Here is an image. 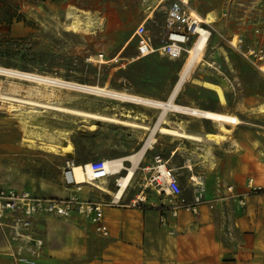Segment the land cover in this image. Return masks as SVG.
Listing matches in <instances>:
<instances>
[{"label":"rangeland","instance_id":"obj_1","mask_svg":"<svg viewBox=\"0 0 264 264\" xmlns=\"http://www.w3.org/2000/svg\"><path fill=\"white\" fill-rule=\"evenodd\" d=\"M190 2L201 15L209 11H214V16L218 15L213 23L217 31L207 49V59L212 60L216 68L199 66L183 86L176 101L179 105L198 108L228 104V111L246 117L248 104L264 102V73L240 52L232 49L225 37L240 33L246 44L259 40L264 45V0ZM72 6L91 11L103 19V24L98 25L96 32L69 31L66 16ZM7 7L18 8L26 20H14L10 26L7 25L3 15ZM224 12H228V15L220 18ZM146 18L153 41L159 45L164 19L160 0H0V65L166 100L179 79L185 60L171 61L158 53L137 57L134 34ZM91 58H103L105 62L91 61ZM37 86L43 90L42 93L33 91ZM47 89L44 85L0 76L1 187L27 188L44 198H64L69 192L63 181V170L66 161L74 160L70 155L75 148L81 154H91L108 140L109 149L115 155L121 152L117 145L130 140L136 142L132 154L145 144L146 141L141 138L147 140L151 135V132L146 134L121 124L55 114L7 97L41 99L40 103L55 99L59 106L108 114L111 112L104 111L108 106L132 109L140 116L136 121L146 123L152 129L157 126L161 113L157 107L110 101L67 89H57L56 94L50 97ZM245 100L248 104H244ZM168 119L175 124L187 121L189 132L204 133L206 129L213 131L217 126L212 120L173 112V109L168 111ZM27 120L39 123L40 132L44 128L69 130L72 151L64 152L62 146L61 152L54 153L46 149L41 141L32 145L25 139L24 122ZM92 124L96 125L95 130H91ZM232 132L230 127L225 131L207 132L212 135L210 139L194 143L157 131L155 136L158 143L155 147H149L144 161L136 169L134 180L146 183L142 168L155 165V156L161 155L169 159L188 197L192 193L191 181L194 182L196 176L203 180L206 195L213 202H240L243 197L233 196L228 190L231 184L226 174L207 173L219 166L214 144L227 142ZM179 148L183 150L182 154L174 155ZM90 160H74V163L85 164ZM185 164L195 165V174L191 178L189 169L182 168ZM125 166L131 167V163L128 161ZM207 181L211 184H207ZM153 207L158 210L156 203H153ZM80 217L76 214L70 217L42 215L35 221L34 232L44 242V250L37 264H108L111 259L106 257V253L110 239L96 234L92 225ZM14 243L10 229L0 228V264H23L9 254Z\"/></svg>","mask_w":264,"mask_h":264},{"label":"crops","instance_id":"obj_2","mask_svg":"<svg viewBox=\"0 0 264 264\" xmlns=\"http://www.w3.org/2000/svg\"><path fill=\"white\" fill-rule=\"evenodd\" d=\"M36 101L40 103L41 99ZM45 102L59 103L55 99ZM244 104H248L247 100ZM253 104H248L246 117L228 111V104L217 105V111L237 114L243 123L236 127L228 125L233 129L228 141L221 145L214 144L219 166L207 172L211 175L219 172L226 174L234 187L232 195L243 197L244 204L241 198L240 202H210L214 207L203 204L198 215L181 210L177 217H173L169 207L174 197L170 192L158 193L152 189L150 192V188H144V182L133 180L121 198L113 194L120 188L118 175H112L103 182L113 193L83 185L78 194L84 199L98 202L114 199L112 204L104 205V220L109 227L108 236H102L93 223L83 216L80 217L92 225L96 234L110 239L106 253V257L111 259L108 264H264V195H248L247 185L249 179L253 178L256 185L264 186V112L259 109L264 102ZM215 128L213 131L206 129L199 134L219 132L216 125ZM108 144L107 140L104 146L98 147L91 154H81L75 148L70 157L74 160L127 157L136 142H121L117 145L121 152L115 155ZM177 151L176 154L174 151L172 153L178 155L183 152L180 148ZM124 162L125 165L128 163L126 160ZM194 167L188 164L182 166L189 169V177L195 174ZM127 172L125 168L119 175ZM207 184L211 183L207 181ZM190 187L191 197L186 195L183 188V197L187 200L193 198L192 181ZM66 189L69 194L76 191L72 187ZM139 196L144 202L135 207L132 202ZM207 198L211 200L208 195ZM153 203L157 204L158 210L153 209ZM162 214L167 221L165 225L161 222ZM40 217L42 215L38 218Z\"/></svg>","mask_w":264,"mask_h":264},{"label":"built area","instance_id":"obj_3","mask_svg":"<svg viewBox=\"0 0 264 264\" xmlns=\"http://www.w3.org/2000/svg\"><path fill=\"white\" fill-rule=\"evenodd\" d=\"M164 11L163 36L161 43L155 45L153 36L147 28V18L135 30L137 57H143L158 53L169 60L177 61L184 59L185 62L191 55L201 37H206V50L209 47L213 34L217 31L213 23L218 15L215 14V22L207 24L202 22L194 14L190 0H160ZM228 12L222 13L220 18H224ZM229 46L240 52L261 72L264 66V45L257 40L253 44H246L245 38L240 33L225 37ZM184 62V63H185ZM183 63V65H184ZM183 68V66H182ZM155 165L144 166L143 180L146 181L144 188H150L158 193L166 192L169 189L174 197L169 210L173 217H177L181 210H185L194 215L200 213V206L214 205L212 200L207 198L206 185H195L193 182V198L187 200L183 197L184 189L180 184L179 176L174 168L170 166L169 160L161 155L155 156ZM74 160L66 161L63 170V181L66 187L75 188V192L64 198L41 197L34 191L27 188L1 187L0 186V228H9L11 240L16 243L10 247L9 254L23 264H37L43 250V239L34 232L36 219L41 215H51L55 217H70L74 214L87 218L96 227L102 236L109 235V227L104 220V205L112 204L111 201L98 202L82 198L78 193L84 184H77L71 175V164ZM91 170V180L102 182L112 176L107 159L95 158L87 163ZM163 166L164 171L159 168ZM248 195H264V186L256 185L253 178L248 181ZM94 187V186H93ZM230 192H234V187H228ZM144 202L141 196L137 197L133 206H141ZM241 202L244 204V200ZM162 224H166L165 216H161Z\"/></svg>","mask_w":264,"mask_h":264},{"label":"bare ground","instance_id":"obj_4","mask_svg":"<svg viewBox=\"0 0 264 264\" xmlns=\"http://www.w3.org/2000/svg\"><path fill=\"white\" fill-rule=\"evenodd\" d=\"M70 8V7H69ZM194 14L202 22L211 24L215 22L214 11H209L205 15H201L198 11L193 9ZM67 29L72 32H85L89 33L96 32L98 25H102L103 19L96 16L91 11L80 9L76 6H72L68 9L67 12ZM206 37L203 36L198 41L196 47L192 50L190 57L184 63L183 68L180 71L179 79L175 83L170 96L168 99H158L154 97H148L143 95H138L130 93L124 90H117L113 88H106L99 85H90L86 83H80L74 80L64 79L59 76H53L50 74L38 73L34 71H25L12 67H5L0 65V76L7 77L14 80H22L37 85L47 86L48 89L46 93L48 95L54 96L57 89H67L72 90L78 93L94 95L105 100L117 101V102H133L137 104H143L148 106H153L161 109L160 117L158 124L155 128L152 129L146 123H141L136 121L139 119L137 111L132 109H117L116 106L105 107L104 111H110L111 114L103 112H93L85 111L81 109L69 108L65 106H59L57 104L50 103H38L33 100H22L17 97H7L11 100L27 103L33 106H39L50 110L55 114L71 115L81 117L84 120H94L98 122H109L114 124H121L127 127H130L134 130H141L144 133L148 134L151 132L150 137L146 140L141 138L142 141H146L145 144L139 149V151L128 155L127 157L122 158H112L107 159L108 166L112 172V175H118L122 173V170L127 169V173L124 175H118L119 190L114 193L110 191L102 182H94L91 180V170L87 163L85 164H71V175L74 177L77 184H87L96 187L99 190L104 192L113 193L117 198H121L125 190L132 183L136 175V169L139 164L142 162L145 154L147 153L149 147H155L158 143L155 133L158 131L165 135H170L175 138H180L184 140H189L194 143L196 142H205V140L210 139L212 135L205 133V135H200L199 133L189 132L187 121H179L177 124L172 123L168 119V111L173 109V112H179L186 115H192L197 118L209 119L212 120L220 131H225L232 125L233 127L239 126L243 123L240 116L228 112H220L217 110H210L205 108H198L192 106L179 105L176 101V97L183 90V86L195 73L196 69L199 66H207L211 68H216L214 63L207 59V50H206ZM100 57H103L100 55ZM94 58V57H93ZM91 58V61H97L104 63L103 58H98V60ZM215 62V61H214ZM264 71V66L261 68ZM38 93H42V89L39 86L35 87ZM32 92V91H30ZM111 104V103H110ZM261 112H264V105L259 108ZM147 117V116H146ZM25 125V139L29 141L32 145H35L38 141H41V144L51 152L58 153L61 152V147L64 146V152L70 153L73 149V145L70 139V131L67 129H47L44 128L42 132L38 129L40 128L39 123H34L32 120H27L24 122ZM91 130L96 129V125H91ZM28 142V143H29ZM67 145H66V143ZM63 152V153H64ZM193 153H196L193 151ZM199 154V153H197ZM129 161L131 167H126L124 161ZM161 171H164V167L159 168ZM195 185L203 184L204 182L198 177H194ZM166 191L170 192L169 189ZM118 202V201H117Z\"/></svg>","mask_w":264,"mask_h":264},{"label":"trees","instance_id":"obj_5","mask_svg":"<svg viewBox=\"0 0 264 264\" xmlns=\"http://www.w3.org/2000/svg\"><path fill=\"white\" fill-rule=\"evenodd\" d=\"M18 8H14V9H11L10 7H7L5 10H4V14L5 15V20L4 22L7 24V25H11L13 23L14 20L20 22V21H25L26 20V17L23 13L19 12L17 10ZM5 49H10L9 47H6ZM172 61V60H171ZM179 61V60H177ZM182 64V63H181ZM181 66V65H180ZM204 108L206 109H210V110H216L215 107H212L210 105H207L205 106ZM210 131V130H209Z\"/></svg>","mask_w":264,"mask_h":264}]
</instances>
